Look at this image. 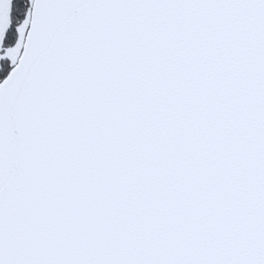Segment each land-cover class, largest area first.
Listing matches in <instances>:
<instances>
[{
    "label": "snow or ice",
    "instance_id": "1",
    "mask_svg": "<svg viewBox=\"0 0 264 264\" xmlns=\"http://www.w3.org/2000/svg\"><path fill=\"white\" fill-rule=\"evenodd\" d=\"M0 264H264V0H0Z\"/></svg>",
    "mask_w": 264,
    "mask_h": 264
}]
</instances>
